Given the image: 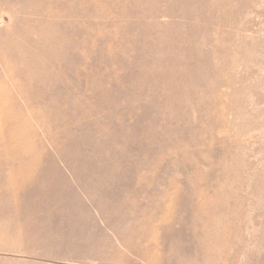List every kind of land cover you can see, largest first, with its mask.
Masks as SVG:
<instances>
[{"label":"rangeland","instance_id":"374dc122","mask_svg":"<svg viewBox=\"0 0 264 264\" xmlns=\"http://www.w3.org/2000/svg\"><path fill=\"white\" fill-rule=\"evenodd\" d=\"M54 48L65 51L57 61L79 105L58 137L91 157L73 165L89 187L132 193L100 209L84 199L86 220L71 224L42 214L36 240L5 233L0 264H264V0H0V81L38 89L46 79L29 70L52 71ZM44 96L67 106L55 91ZM71 145L46 148L57 176L74 183L60 159ZM169 205L174 220L151 257L115 235Z\"/></svg>","mask_w":264,"mask_h":264},{"label":"bare ground","instance_id":"6f19581e","mask_svg":"<svg viewBox=\"0 0 264 264\" xmlns=\"http://www.w3.org/2000/svg\"><path fill=\"white\" fill-rule=\"evenodd\" d=\"M82 36H85V33ZM71 42H73L71 38L61 40V43L69 45ZM64 52L63 48L59 50L54 48L51 51L48 67L52 71L46 70L43 62L33 64L35 69H30L28 75L31 77L34 75L35 79H46L37 87L38 89L22 87L14 81V77L11 84L8 79L0 81V94H4L3 97H0V237L8 233V235H12V238L20 241L36 240L41 231L40 227L35 224V219L41 217L42 214L43 217L47 215L63 216L65 219H69L71 224L74 222L75 216H80V221L81 219L86 220L85 206L82 204L84 199L92 207L100 209L106 203L105 201L111 199L110 197L121 198L126 195L125 197L128 199V196H131L129 193L132 191L127 189L119 191L117 188L114 192L103 190L101 180H97L93 187H89L87 185L88 177L81 175L80 169L73 165V161L77 159L85 167V161L91 163V157L85 149L82 148L81 151L77 149V144L72 141L69 135L64 140L58 137V134L66 133L65 130L69 129V126L65 125L66 122H61L62 115L67 114V108L73 106L79 108L78 103H72L71 93L74 91L72 84L70 82L63 84L64 73L63 70L60 71L61 66L57 59L59 60ZM80 53L81 64L72 71L74 81H77L80 74L85 73V45L80 46ZM4 61L6 62V59ZM13 90H18L22 99L28 103V109L18 103ZM48 90L55 91L60 99H65L67 106L62 109L47 105L44 93ZM51 107L54 109L52 110ZM81 109L84 108L81 107ZM51 111L52 114H47ZM83 138V142L86 144L88 138L85 136V132ZM70 142L72 145L69 150L72 152V158L61 153L60 159L66 163L65 167L73 175L74 183L64 176H57L60 168L55 165V160L50 158L46 148L49 144L56 148L57 146L64 148L62 145ZM97 151L99 154L102 153L104 147H100ZM75 152L77 156H74ZM141 179L142 177H140ZM173 182L177 188V182ZM71 184L77 186L76 191L72 190ZM169 186H172L171 183ZM91 189L101 192L98 194ZM199 205L200 209H206L209 206L207 200ZM162 209L165 212L156 217L158 219L147 218L145 224L140 227L131 222L124 228L126 232L115 229V235L127 240L128 247L134 253L143 257H151L150 250L158 249L161 229L166 233V229L171 227L174 220L172 205ZM132 216L134 218L136 214L132 213ZM87 219H89V215H87ZM47 223L49 226V221ZM139 236L141 240L137 243L134 239Z\"/></svg>","mask_w":264,"mask_h":264}]
</instances>
